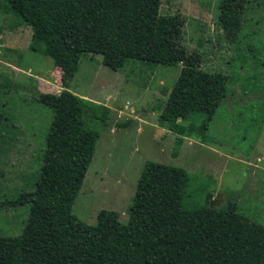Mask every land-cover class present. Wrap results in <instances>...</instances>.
Wrapping results in <instances>:
<instances>
[{
	"label": "trees",
	"instance_id": "obj_1",
	"mask_svg": "<svg viewBox=\"0 0 264 264\" xmlns=\"http://www.w3.org/2000/svg\"><path fill=\"white\" fill-rule=\"evenodd\" d=\"M0 2L16 26L29 28L27 49L51 58L61 87L58 94L38 93L51 121L38 177L25 193L26 220L19 234L0 236V264H264V227L234 203L215 207L205 194L195 204L181 167L144 161L123 223L108 209H100L93 224L71 213L98 137L85 124L84 110L108 109L70 88L82 54H99L114 71L129 59L179 64L159 123L175 134L176 145L183 137L204 140L228 76L201 69L200 54L186 50L183 17L160 13V0ZM249 2L216 0V24L230 40ZM196 114H202L197 123ZM178 119L191 120L182 125ZM4 121L0 113V137Z\"/></svg>",
	"mask_w": 264,
	"mask_h": 264
},
{
	"label": "rangeland",
	"instance_id": "obj_2",
	"mask_svg": "<svg viewBox=\"0 0 264 264\" xmlns=\"http://www.w3.org/2000/svg\"><path fill=\"white\" fill-rule=\"evenodd\" d=\"M159 11L183 17L182 43L200 54L201 69L228 76L225 95L204 140L183 137L176 145L159 112L179 64L129 59L114 71L99 54H82L70 88L108 109L84 110L85 124L98 137L71 213L93 224L96 213L108 209L125 222L143 163L153 161L188 173L195 204L205 194L215 207L231 202L264 227V0L246 4L233 41L216 24V0H160ZM29 38V28L16 26L0 2V236L21 231L29 208L25 193L39 174L52 112L38 93L61 90L59 71L50 57L27 49ZM191 119L197 123L202 114Z\"/></svg>",
	"mask_w": 264,
	"mask_h": 264
},
{
	"label": "crops",
	"instance_id": "obj_3",
	"mask_svg": "<svg viewBox=\"0 0 264 264\" xmlns=\"http://www.w3.org/2000/svg\"><path fill=\"white\" fill-rule=\"evenodd\" d=\"M56 71H59V70L57 69ZM55 86H56V85H53V87H55ZM79 96L84 97V96H82V95H79Z\"/></svg>",
	"mask_w": 264,
	"mask_h": 264
}]
</instances>
